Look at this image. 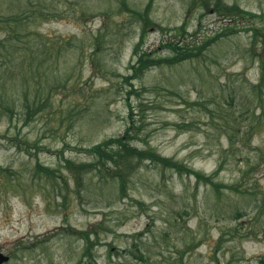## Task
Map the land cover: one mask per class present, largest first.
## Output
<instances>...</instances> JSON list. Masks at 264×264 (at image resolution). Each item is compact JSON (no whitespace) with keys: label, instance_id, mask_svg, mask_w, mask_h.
Instances as JSON below:
<instances>
[{"label":"rangeland","instance_id":"rangeland-1","mask_svg":"<svg viewBox=\"0 0 264 264\" xmlns=\"http://www.w3.org/2000/svg\"><path fill=\"white\" fill-rule=\"evenodd\" d=\"M191 1L154 0L144 30L123 0H0L3 264H264V38L241 29L132 68L138 45L166 57L228 25ZM223 1L264 32V0ZM128 128L210 180L145 160L123 192L106 170L68 168L102 165L83 149Z\"/></svg>","mask_w":264,"mask_h":264},{"label":"trees","instance_id":"trees-1","mask_svg":"<svg viewBox=\"0 0 264 264\" xmlns=\"http://www.w3.org/2000/svg\"><path fill=\"white\" fill-rule=\"evenodd\" d=\"M154 0H148L147 4L145 5V9L142 10L143 13L138 12L135 8H132L128 5L126 0H123L124 6L130 8V10L134 14H140L141 18L144 20L143 26L144 30L148 26H152L154 23L149 16V10L153 4ZM202 7L206 10L213 11L215 13H220L223 15V18L228 20L226 25L220 32L215 33L212 37H209L203 40L201 43H196L193 41H186L184 40H175L171 41L168 46L174 52L170 56L160 57V56H152L150 53L142 51L139 49L140 45L136 47L135 54L138 55L136 62L133 64L132 68L134 69L135 73L143 72L148 69L151 65H158L162 62L167 64H176L182 60L192 58L196 55H199L207 47L210 43H213L219 37L224 35H229L235 33L241 29H251L254 31V41L257 39V36H262L264 38L263 28L261 26H240L236 25L237 19L240 17H257L258 14L252 12L250 10H246L239 6L238 4H226L223 0H192L190 2V9L192 7ZM205 10V11H206ZM145 11V12H144ZM262 15V14H261ZM188 20L183 22V26L180 29L186 30V24ZM143 38L141 39V41ZM263 41V40H262ZM197 49V52H195ZM264 58V52L262 54ZM135 136L133 135L132 131L128 128L121 136L112 137L107 140H104L101 143L92 145L89 148H84L83 151L90 153L94 157L99 158V160L105 162L102 165H95L93 162L88 163H81L78 165L75 161H70V159H65L66 163L68 164V168L75 170L77 173L81 172H88L92 170L94 167H98L99 171L106 170L107 174L109 173L110 177L116 178L119 181L121 186V191L124 192V188L126 185V177L130 174L132 168H135L136 163H142L145 160H150L157 165H161L163 167H169L173 169H177L179 172L185 171L189 174L195 175L199 179H204L206 181L210 180L207 178L202 172L194 169L193 167L189 166L188 164H181L177 160L171 157H167L162 155L160 152L156 151L154 147H142L136 144H132L133 139ZM106 161H108L106 163ZM45 169L48 173H51L52 170L49 168ZM6 168H4L0 164V173L5 172ZM81 234L86 235V239L88 240L87 249L89 245L94 242L90 239L89 232L81 231Z\"/></svg>","mask_w":264,"mask_h":264},{"label":"water","instance_id":"water-1","mask_svg":"<svg viewBox=\"0 0 264 264\" xmlns=\"http://www.w3.org/2000/svg\"><path fill=\"white\" fill-rule=\"evenodd\" d=\"M10 256L8 254H5L3 252L0 251V264H3L7 261H9Z\"/></svg>","mask_w":264,"mask_h":264}]
</instances>
